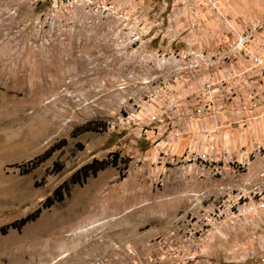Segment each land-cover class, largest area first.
I'll return each instance as SVG.
<instances>
[{
  "label": "rangeland",
  "instance_id": "374dc122",
  "mask_svg": "<svg viewBox=\"0 0 264 264\" xmlns=\"http://www.w3.org/2000/svg\"><path fill=\"white\" fill-rule=\"evenodd\" d=\"M171 2L0 0V226L39 211L0 233V264H264V136L235 146L229 132L221 173L172 151L169 122L203 105L226 28L208 18L189 33ZM219 7L264 15V0ZM87 122L95 130L76 131ZM92 160L106 165L69 181ZM61 186L63 198L47 200ZM70 217L83 236L64 249Z\"/></svg>",
  "mask_w": 264,
  "mask_h": 264
},
{
  "label": "built area",
  "instance_id": "2783aa9c",
  "mask_svg": "<svg viewBox=\"0 0 264 264\" xmlns=\"http://www.w3.org/2000/svg\"><path fill=\"white\" fill-rule=\"evenodd\" d=\"M219 2L220 0H172L171 2L172 15H170L183 17L189 33L196 30L200 22L208 18L220 21L226 28L222 34L217 31L216 35V40L219 36H226L225 47L218 48L216 46L218 56L214 60L215 73L212 75L216 74V76L211 78L208 74L202 81V89L198 90L197 95L202 99L203 105L198 106L197 111L188 116L194 117V114L210 116L216 115L222 110L243 109L244 103L235 100L241 90L248 92L250 107L264 105V15L260 17L245 15L244 18H232L220 9ZM168 20H171V17H168ZM184 51L186 53L191 51L190 45H186ZM197 56L199 62L192 63L194 66L197 64L200 66L201 61L206 58L205 49ZM218 92L223 103L222 107L215 104ZM254 119L264 121V109L255 114ZM178 136L179 131L171 134V138ZM227 157H229L227 145H223L221 150L215 153L190 151L187 155V159L212 163L214 171L217 173H221V169L219 166L215 167V164ZM254 192L262 191L254 190ZM242 196H245L242 192L233 193L215 205L216 217L220 219L225 210L229 209L228 211H230Z\"/></svg>",
  "mask_w": 264,
  "mask_h": 264
},
{
  "label": "crops",
  "instance_id": "0c3cea01",
  "mask_svg": "<svg viewBox=\"0 0 264 264\" xmlns=\"http://www.w3.org/2000/svg\"><path fill=\"white\" fill-rule=\"evenodd\" d=\"M264 90V88H263ZM248 93V92H247ZM246 90L238 92L235 100L236 102H243V109H237L235 111L222 110L216 115H210L203 118L191 117L188 115H182V117L171 120L170 128L171 131H179V137L168 138L171 139L172 151L180 153L183 157H187L189 152L195 153L212 151V148L218 147L214 152H218L223 145L229 147L232 146L230 143L229 132L232 133V142L235 146H241L246 144L247 146H253L252 142L263 139L264 133V121L255 120L254 115L264 109V105L260 107H250L249 97L247 96ZM189 104V103H188ZM178 108V107H177ZM236 124V126H233ZM235 133H243L245 140L238 141L235 138ZM261 133V134H260ZM172 134V133H171ZM227 158L223 161H219V165L227 163ZM221 169V168H220ZM251 177L248 180H253ZM253 182V181H252ZM251 184V182H249ZM249 184H247V187Z\"/></svg>",
  "mask_w": 264,
  "mask_h": 264
},
{
  "label": "trees",
  "instance_id": "16d2710c",
  "mask_svg": "<svg viewBox=\"0 0 264 264\" xmlns=\"http://www.w3.org/2000/svg\"><path fill=\"white\" fill-rule=\"evenodd\" d=\"M96 126L94 125V123L87 122L84 125H81L80 127H78V129H76V131L82 132L85 130H95ZM60 142H62L61 144H63L64 141L62 140ZM59 146L60 145H52L49 149L45 150L40 156H38L34 161H32V164L34 165L36 162H40V161L46 159L50 155V153L54 149L59 148ZM113 159L115 160V159H117V157H113ZM105 165H106V161H104V160H100V161L92 160L88 164L83 165L77 171L72 173L70 178H69V181L71 180L73 182H79L78 181L79 178L83 179V178L87 177L89 174H95L96 171H98L99 169H103L105 167ZM65 184H63V185H65ZM62 186L54 189L52 195L47 197V200H49L50 202H52V200H56V201L61 200L63 198V194H62L61 190L64 187V186L63 187ZM38 212H39L38 209H36L33 213H30L23 218L15 220L10 224L0 226V233H5L7 231V229L10 227L11 228H20V226H22L25 222L33 219Z\"/></svg>",
  "mask_w": 264,
  "mask_h": 264
},
{
  "label": "bare ground",
  "instance_id": "6f19581e",
  "mask_svg": "<svg viewBox=\"0 0 264 264\" xmlns=\"http://www.w3.org/2000/svg\"><path fill=\"white\" fill-rule=\"evenodd\" d=\"M79 205V204H78ZM70 207V206H69ZM68 207V208H69ZM73 209V208H72ZM75 209V208H74ZM72 212H73V210H72ZM81 214V213H80ZM96 214V213H95ZM93 215V214H92ZM65 216V215H64ZM86 216V215H85ZM63 218V217H62ZM79 219V218H78ZM67 222L68 221H70L69 223H66L65 221L63 222V227H65V229L66 230H70V233L69 234H66L65 236L63 235V238H62V240H60L56 245H58V247L59 246H63V248H64V246H73V245H75L76 243H78L79 242V240H80V236L82 235L81 234V232H79V231H75V232H72L73 231V227L74 226H77V224L79 223V221L78 220H75L74 218H71L70 217V220H66ZM64 223H66V224H64ZM80 223H82V221H80ZM80 223L78 224V225H80ZM61 224H62V222H61ZM56 226H58V225H56ZM65 230V231H66ZM64 231V230H63ZM69 232V231H68ZM92 232V231H91ZM83 236V235H82ZM61 239V238H60ZM94 239V238H93ZM55 240V239H54ZM58 241V240H57ZM92 241V240H91ZM89 242V241H88ZM94 242V241H93ZM90 243V242H89ZM79 244H81V242L79 243ZM56 245H55V247H54V249H57L58 247H56ZM62 248V249H63ZM75 248V247H74ZM80 248H82V247H80ZM60 249V248H59ZM64 249H66V248H64ZM78 249V248H77ZM78 250H80V249H78ZM75 252H76V249H75ZM78 254L77 255H79V252H77ZM81 253H82V251H81ZM66 254V253H65ZM76 254V253H75ZM72 255V254H71ZM63 256V255H62ZM75 257H76V255H75ZM81 258V257H80ZM66 259V258H65ZM74 259V258H73ZM69 260V259H68ZM76 260H77V258H76ZM83 260V259H82ZM70 261H72V259L70 260ZM74 262V264L76 263V261H73ZM71 263V262H70ZM77 263H79L78 261H77ZM76 263V264H77Z\"/></svg>",
  "mask_w": 264,
  "mask_h": 264
}]
</instances>
